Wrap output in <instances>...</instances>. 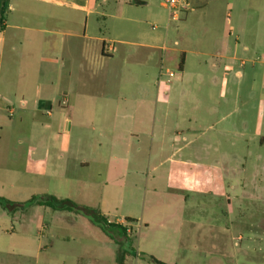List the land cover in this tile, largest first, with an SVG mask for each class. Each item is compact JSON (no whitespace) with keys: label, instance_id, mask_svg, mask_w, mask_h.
Listing matches in <instances>:
<instances>
[{"label":"rangeland","instance_id":"obj_1","mask_svg":"<svg viewBox=\"0 0 264 264\" xmlns=\"http://www.w3.org/2000/svg\"><path fill=\"white\" fill-rule=\"evenodd\" d=\"M123 3L130 6L128 16L135 22L118 16ZM93 4L99 10L93 16L94 31L115 42L117 60L135 49L122 41L147 40L158 45L168 41L187 54L184 71L168 66L160 77L162 117L166 115L174 122L172 129L177 136L164 133L150 153L148 144H138L145 147V158L139 165L131 159L129 169L126 165L119 169L120 160L106 170L101 166L103 177L114 175L120 183L107 188L113 191L104 190L101 177L95 182L96 189L86 192L89 203H93L89 205L103 209L112 220H136L124 222L130 235L122 246L127 251L125 264H153L142 258V253L177 264H264V0H190L179 21L170 19L161 0H94ZM32 8L48 7L34 0H9L0 33L2 74L31 69L26 28L39 21V17L29 15ZM136 22L141 27H134ZM233 50L238 52L236 71L240 73L226 76L224 59L211 53ZM130 63L126 67L140 68L134 60ZM167 70L175 75L168 77ZM1 80H5L3 76ZM152 82L153 87L157 78ZM73 113L91 112L77 108ZM162 129L171 130V126ZM71 134L76 137L77 148L80 138L89 149L101 137L91 124L76 122ZM173 170L177 175L171 176ZM184 173L190 175L189 182ZM5 178L8 176L0 174V180ZM16 184L10 190H6L7 185L5 190L0 186V195L25 204L13 217H1L5 225L14 226L18 232L13 243L25 236L33 247L48 244L57 260L50 263L42 256L38 264H62L58 239L39 233L51 217L41 213L37 219L31 213V196L44 195L33 192L26 177ZM104 195L109 204H104ZM184 200L188 201L186 207ZM72 233L80 239L78 244L71 243L80 264L87 259L93 264H118L119 249L113 253L104 248L87 249L88 238L82 228L74 227ZM4 256L3 264L37 261L35 254Z\"/></svg>","mask_w":264,"mask_h":264},{"label":"crops","instance_id":"obj_2","mask_svg":"<svg viewBox=\"0 0 264 264\" xmlns=\"http://www.w3.org/2000/svg\"><path fill=\"white\" fill-rule=\"evenodd\" d=\"M34 1L48 8L29 9L30 16L39 17L38 22L34 21L26 28L31 69L27 72L0 73V174L8 176L0 180V186L3 190L6 185V190L13 189L26 177L33 192L71 198L81 205L94 207L89 205L93 203H89L90 194L86 192L96 189L95 182L102 177L104 190L110 191H113L112 188L107 189L110 185L120 183V178L114 175L103 177L99 171L101 166H105L106 170L108 165L112 166L114 161L120 160L123 163L119 164V169L125 165L129 169L131 159L137 160L139 165L145 158L142 155L145 147L138 144H148L146 148L150 153L155 143H161L164 133H176L174 136H177L178 132L172 129L174 122L169 121L166 115L162 117L160 77L165 50L183 52L185 62L187 54L168 41L162 45L147 40L122 41L135 49L129 50L119 61L115 53L108 54L104 50L106 38L94 31L93 16L99 14L94 0ZM129 7L125 3L120 4L118 16L134 20L128 16ZM136 24L134 27H141L139 22ZM2 51L1 44L0 67L4 59ZM133 53L140 55L135 57ZM211 55L221 61L224 59L226 76L240 73L236 71L240 60L237 50ZM130 59L140 67L137 71L126 67L131 64ZM213 64L216 65V62ZM2 76L5 79L3 82ZM153 77L157 78V82L152 87ZM77 108L91 113H73ZM75 122L97 128L101 137L93 141L89 149L82 145L81 138L77 148L76 137L71 134ZM164 126H171V130L164 131ZM104 143L109 145L106 147ZM184 174L189 182L190 175ZM174 175L177 173L173 170L171 176ZM93 185L94 188H91ZM77 191L78 194L74 193ZM103 198L105 205L110 203L108 197L104 195ZM183 204L186 207L188 201L184 200ZM30 209L37 219L41 213L51 217L50 222L43 223L39 233L54 235L58 239L62 264H80V256L72 251L71 243L80 242L78 237L71 235L74 227H81L87 236V249L104 248L112 253L119 249L114 240L81 213L55 211L37 204H32ZM98 210L109 221L126 226V219L112 220L103 209ZM14 214L4 210L0 212V264L4 263V255L7 254H35V264L42 256L45 261L56 262L48 244L33 247L25 236L13 243L18 232L14 226L5 225L1 217ZM207 238L210 239V236ZM50 245L53 249L52 240ZM87 260L85 264H93L92 260ZM165 263L177 264L176 261Z\"/></svg>","mask_w":264,"mask_h":264},{"label":"trees","instance_id":"obj_3","mask_svg":"<svg viewBox=\"0 0 264 264\" xmlns=\"http://www.w3.org/2000/svg\"><path fill=\"white\" fill-rule=\"evenodd\" d=\"M9 9V0H1L0 2V32L4 29V20L6 17L7 10ZM4 24V26H3ZM185 65V54L178 50H165L163 56V68L168 66H176L179 72L184 70ZM29 203L37 204L40 206L50 207L55 211H68L81 213L89 217L100 229L112 240L119 245V256L117 258L118 264H125L126 250L122 249L123 244L130 238L128 229L126 226L109 221L108 218L103 215L97 208L81 205L71 198H60L55 195H44V196H32ZM25 206L24 203H18L6 199L0 196V212L7 211L10 214L15 213L19 207ZM128 222L136 221L133 218L127 217ZM142 258L147 259L153 264H167L153 255L146 253L141 254Z\"/></svg>","mask_w":264,"mask_h":264},{"label":"built area","instance_id":"obj_4","mask_svg":"<svg viewBox=\"0 0 264 264\" xmlns=\"http://www.w3.org/2000/svg\"><path fill=\"white\" fill-rule=\"evenodd\" d=\"M162 5L167 9L170 19L172 21H179L181 15L184 11H186L190 7V0H161ZM104 50L108 54H114L117 51V47L115 42H104ZM168 77H172L175 75V72L171 70H167ZM128 232L129 227L126 225Z\"/></svg>","mask_w":264,"mask_h":264}]
</instances>
